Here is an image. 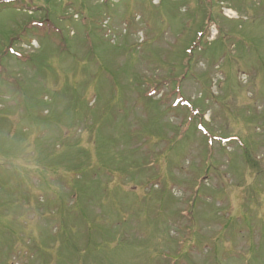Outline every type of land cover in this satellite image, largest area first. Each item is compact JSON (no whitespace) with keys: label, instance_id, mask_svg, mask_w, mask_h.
I'll return each instance as SVG.
<instances>
[{"label":"rangeland","instance_id":"1","mask_svg":"<svg viewBox=\"0 0 264 264\" xmlns=\"http://www.w3.org/2000/svg\"><path fill=\"white\" fill-rule=\"evenodd\" d=\"M0 264H264V0H0Z\"/></svg>","mask_w":264,"mask_h":264},{"label":"bare ground","instance_id":"2","mask_svg":"<svg viewBox=\"0 0 264 264\" xmlns=\"http://www.w3.org/2000/svg\"><path fill=\"white\" fill-rule=\"evenodd\" d=\"M227 13H228V14H231V12H230V11H228Z\"/></svg>","mask_w":264,"mask_h":264},{"label":"flooded vegetation","instance_id":"3","mask_svg":"<svg viewBox=\"0 0 264 264\" xmlns=\"http://www.w3.org/2000/svg\"><path fill=\"white\" fill-rule=\"evenodd\" d=\"M26 4V3H25ZM27 5V4H26ZM28 6V5H27Z\"/></svg>","mask_w":264,"mask_h":264}]
</instances>
